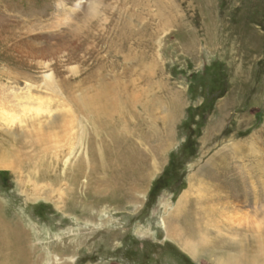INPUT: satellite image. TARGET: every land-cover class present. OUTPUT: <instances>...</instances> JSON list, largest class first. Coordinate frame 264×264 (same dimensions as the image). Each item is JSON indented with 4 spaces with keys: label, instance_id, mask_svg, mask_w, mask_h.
Segmentation results:
<instances>
[{
    "label": "rangeland",
    "instance_id": "obj_1",
    "mask_svg": "<svg viewBox=\"0 0 264 264\" xmlns=\"http://www.w3.org/2000/svg\"><path fill=\"white\" fill-rule=\"evenodd\" d=\"M0 32V204L31 264H264V0H0ZM94 70L122 102L106 126L143 152L150 175L100 213L84 189L108 195L102 175L66 178L84 127L62 129L78 115L66 87L83 104L77 86L94 90ZM48 74L65 86L51 90ZM8 110L22 123L7 124ZM211 158L216 177L196 173ZM183 196L194 233L172 238Z\"/></svg>",
    "mask_w": 264,
    "mask_h": 264
},
{
    "label": "bare ground",
    "instance_id": "obj_2",
    "mask_svg": "<svg viewBox=\"0 0 264 264\" xmlns=\"http://www.w3.org/2000/svg\"><path fill=\"white\" fill-rule=\"evenodd\" d=\"M4 27L6 28V26ZM1 38L3 40L9 41L8 36H1ZM115 50H116L115 46L112 45L108 49V53L110 54L111 59L113 58V60L119 54V52H116ZM3 60H5V62L8 63H11V61L15 63V61L12 60L10 56H5ZM18 64L21 65L20 63ZM19 65L13 64V66L17 68L16 73L13 74L21 77L23 71L21 73L22 68ZM98 65H99V69L102 68L101 64ZM112 66L113 69L118 68L119 64H117V60L116 62L115 61L112 62ZM44 77L47 80L49 85L48 87H50L51 90H53L54 87L62 86L63 88L65 86L64 83L56 84L55 82H53L52 81L53 79L49 74L45 75ZM93 78H96L97 83H99L94 90L83 91L81 89L82 87L81 85L77 86V90L81 91L82 97L84 98L83 104L81 105L79 104L78 101H75L73 97V90L71 89L72 85H70L68 88L66 87L65 93L68 95L66 98H69L70 102L71 103L73 102L75 104L78 115L72 119L73 121L70 124L67 122H63L62 129L68 131L69 134V131H74V129L76 128H79L80 131L79 123L82 124L84 127L80 131L81 139L79 141V149L77 151L78 152L77 160L73 165L71 174L68 175L66 178H67V182L71 186H76L79 184L80 180L82 179H91L95 175H102L101 178H97L96 184H101L104 181H106V183L108 184L107 185L109 191L108 195L95 194L98 192L99 193L102 192L99 191L98 189L99 186H96V188L91 189L89 181H88L89 183L86 184V187L84 189V193L87 196L95 199L94 208L95 210L98 211L106 200L117 201L119 199L118 198L119 196H117V194L121 193L122 187H124V184L126 182L129 181V183H136L140 180L148 179L150 175L149 173L146 174L145 176L142 174L143 168H145L144 164L146 162V161L144 162L145 155L143 154V152H141V150L138 147L137 148L133 147L125 139L120 138L115 127L110 128L106 126L109 124V118H110L109 111L110 110L114 111L120 108V106H122V102H120V100L118 99V94L113 93L106 84L103 71L100 74H96L95 70L89 71L86 80L84 81L87 80L89 81L90 79ZM175 97H173L172 102L175 109H177L180 100L178 99V97L177 98ZM124 104L126 103L124 102ZM19 107L21 108V106ZM1 116L7 124L12 125L15 124L16 122L18 124L22 123L21 119L17 118L16 114H14L12 111L9 110L7 113H1ZM110 120L112 125L116 124L117 122L116 119L114 120L110 118ZM220 121L221 120L218 121L217 123L218 125ZM84 123H86L87 125H84ZM90 127H92V133L90 138L87 139L86 138L87 129H89ZM72 135L73 134H71V136ZM18 137L22 138L23 134H21L20 136L18 135ZM106 137L110 138V142L108 144L106 143L107 142ZM165 150L166 147L154 149L153 154L155 155V158L158 162H161V160L163 159V153L165 152ZM215 156H213V158ZM212 160L213 159L211 158L209 163L204 166H200V167L197 166L198 168L197 170H195L196 173L205 174L211 178H215L217 172L215 171L212 164L214 160L213 161ZM1 164L5 165L4 163ZM2 167H7V165ZM190 176L191 175H189L188 177ZM72 192L73 189H71V193ZM183 200H184V196L179 200V203L177 204V211H176L177 213H175V215H177V222L174 224V226L171 225L168 226V234L172 238L176 236L173 235V231H172L173 228L178 230V234H181L182 239L183 237L185 239L186 238L188 239L192 237L191 235H193L194 233L193 224H191L192 222L190 223V220H188L186 216H184L180 220L182 215L181 210H183L182 208L184 202ZM2 211H3L2 206L0 204V264H31L29 258L28 245L25 240V234L21 226L16 222L11 223L7 219H5L2 216ZM77 213H76L77 219H81L85 216L80 212ZM89 218L90 220L92 219V217L90 216ZM184 235H189V236H184ZM183 245H184V249H186L190 253L192 254L196 253L197 248L192 244V241H188L187 244H183ZM248 262L249 263L252 262L251 264H253L255 263V259L248 258L247 256H244L243 258L232 256L228 259V262L226 264H246Z\"/></svg>",
    "mask_w": 264,
    "mask_h": 264
}]
</instances>
